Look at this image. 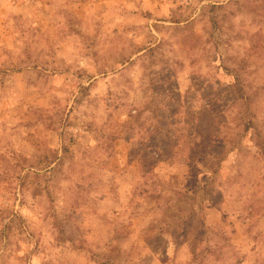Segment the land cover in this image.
I'll list each match as a JSON object with an SVG mask.
<instances>
[{"label": "rangeland", "instance_id": "1", "mask_svg": "<svg viewBox=\"0 0 264 264\" xmlns=\"http://www.w3.org/2000/svg\"><path fill=\"white\" fill-rule=\"evenodd\" d=\"M0 264H264V0H0Z\"/></svg>", "mask_w": 264, "mask_h": 264}]
</instances>
